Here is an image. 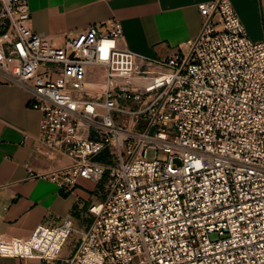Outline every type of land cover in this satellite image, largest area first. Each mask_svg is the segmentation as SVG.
<instances>
[{"label": "built area", "instance_id": "1", "mask_svg": "<svg viewBox=\"0 0 264 264\" xmlns=\"http://www.w3.org/2000/svg\"><path fill=\"white\" fill-rule=\"evenodd\" d=\"M199 11L188 49L154 59L128 48L116 17L59 45L33 29L28 0H0L3 82L30 91L42 113L37 156L69 160L32 178L65 192L88 180L103 194L89 228L67 219L1 233L0 258L264 264V40L249 37L229 0Z\"/></svg>", "mask_w": 264, "mask_h": 264}, {"label": "crops", "instance_id": "2", "mask_svg": "<svg viewBox=\"0 0 264 264\" xmlns=\"http://www.w3.org/2000/svg\"><path fill=\"white\" fill-rule=\"evenodd\" d=\"M217 0H28L33 29L62 45L68 32L92 24L121 20L128 48L142 56L163 59L186 51L202 29L199 5ZM255 42L264 40V0H229ZM2 28L0 29V31ZM0 234L28 236L39 226H58L71 219L89 228V208L102 201L99 186L79 180L70 192L45 178H32L61 164L41 159L33 151L42 113L32 108L27 89L3 82L0 74ZM0 264H23L0 258ZM29 264H43L32 260Z\"/></svg>", "mask_w": 264, "mask_h": 264}, {"label": "rangeland", "instance_id": "3", "mask_svg": "<svg viewBox=\"0 0 264 264\" xmlns=\"http://www.w3.org/2000/svg\"><path fill=\"white\" fill-rule=\"evenodd\" d=\"M3 26V22H0V29ZM89 78H92L89 76ZM103 199V198H102ZM210 238L212 241H218L221 239V237L219 236L218 233H213L212 235H210ZM76 237L75 236H70L69 239L67 240L63 251H62V255L65 257H72L76 248H77V242H76Z\"/></svg>", "mask_w": 264, "mask_h": 264}]
</instances>
